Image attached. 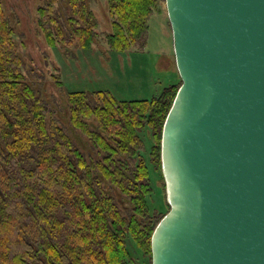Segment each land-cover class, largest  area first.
<instances>
[{
  "label": "trees",
  "instance_id": "1",
  "mask_svg": "<svg viewBox=\"0 0 264 264\" xmlns=\"http://www.w3.org/2000/svg\"><path fill=\"white\" fill-rule=\"evenodd\" d=\"M96 9L104 11L107 31H98ZM155 16L161 44L173 51L164 0H38L34 21L48 47L104 43L123 52L153 45ZM180 84L177 76L151 99L68 91L65 111L84 137L80 146L28 81L0 0V264H151V234L169 210L161 134ZM148 164L162 210L151 209Z\"/></svg>",
  "mask_w": 264,
  "mask_h": 264
},
{
  "label": "water",
  "instance_id": "2",
  "mask_svg": "<svg viewBox=\"0 0 264 264\" xmlns=\"http://www.w3.org/2000/svg\"><path fill=\"white\" fill-rule=\"evenodd\" d=\"M181 81L151 264H264V0H164Z\"/></svg>",
  "mask_w": 264,
  "mask_h": 264
},
{
  "label": "rangeland",
  "instance_id": "3",
  "mask_svg": "<svg viewBox=\"0 0 264 264\" xmlns=\"http://www.w3.org/2000/svg\"><path fill=\"white\" fill-rule=\"evenodd\" d=\"M1 1L15 27L16 43L26 62L28 81L46 101L50 117L57 118L66 134L80 146L84 145V137L71 128L65 111L68 91L82 90L90 95L97 91L108 92L119 100L151 99L167 86L172 78L167 71L156 68L158 58L156 49L162 40V30L157 24L159 23L157 16L150 20V40L153 45L149 43L142 51H107L104 43L91 49L71 47L66 50V47L60 45L48 47L37 32L34 19L38 0ZM96 13L100 23L98 31H107L109 22L104 11L96 9ZM54 77L61 81L60 85L56 83ZM143 141L145 154L149 151L151 142L149 138ZM148 170L153 186L154 205H151V209L156 206L162 210L164 203L160 200L158 177L149 164Z\"/></svg>",
  "mask_w": 264,
  "mask_h": 264
},
{
  "label": "crops",
  "instance_id": "4",
  "mask_svg": "<svg viewBox=\"0 0 264 264\" xmlns=\"http://www.w3.org/2000/svg\"><path fill=\"white\" fill-rule=\"evenodd\" d=\"M156 51L158 52V58L156 60V68L170 73L172 75V78L169 80V83L173 82L175 78H177V70L175 67L174 60H173L174 57L172 58L171 56L173 55L172 54L173 51H171L170 47L166 46L165 44H161L156 49ZM174 73H176V75H174Z\"/></svg>",
  "mask_w": 264,
  "mask_h": 264
}]
</instances>
